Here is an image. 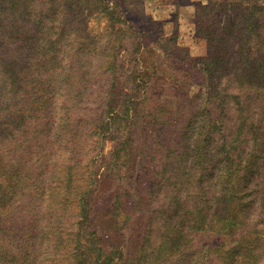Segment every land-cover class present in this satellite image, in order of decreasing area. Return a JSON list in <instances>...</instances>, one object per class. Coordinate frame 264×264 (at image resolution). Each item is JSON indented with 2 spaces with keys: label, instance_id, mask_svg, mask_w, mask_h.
Segmentation results:
<instances>
[{
  "label": "trees",
  "instance_id": "16d2710c",
  "mask_svg": "<svg viewBox=\"0 0 264 264\" xmlns=\"http://www.w3.org/2000/svg\"><path fill=\"white\" fill-rule=\"evenodd\" d=\"M198 5L145 56L121 0H0V264H264V0Z\"/></svg>",
  "mask_w": 264,
  "mask_h": 264
},
{
  "label": "rangeland",
  "instance_id": "374dc122",
  "mask_svg": "<svg viewBox=\"0 0 264 264\" xmlns=\"http://www.w3.org/2000/svg\"><path fill=\"white\" fill-rule=\"evenodd\" d=\"M125 16L131 24L149 34L145 42L150 51L172 43L187 48L190 56L206 53L205 41L194 33L195 13L200 11L199 2L207 0H121ZM194 14V15H193ZM107 20L101 13L92 15L87 22L90 34L101 32ZM109 143L105 150H108Z\"/></svg>",
  "mask_w": 264,
  "mask_h": 264
}]
</instances>
